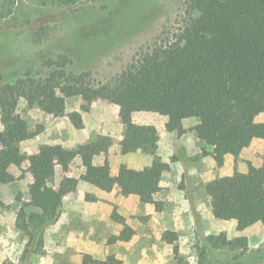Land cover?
Masks as SVG:
<instances>
[{
    "label": "trees",
    "instance_id": "trees-1",
    "mask_svg": "<svg viewBox=\"0 0 264 264\" xmlns=\"http://www.w3.org/2000/svg\"><path fill=\"white\" fill-rule=\"evenodd\" d=\"M31 1L70 6L80 0ZM15 6L16 0H0V19L10 16ZM72 65L73 60L63 53L46 59L44 66L49 73L41 80L27 72L5 81L0 70V114L4 125L0 132V183L14 181L9 169L24 160L22 141L43 130L41 126L32 131L27 119L18 112L22 98L28 106L58 115L66 110L69 99L89 97L94 87L92 71H74ZM95 91L101 99L120 102V112L127 120L119 142L122 152L141 150L151 154L153 162L141 171L121 164L113 177L109 158L106 156L102 164L94 163L89 144L72 148L51 144L32 155L33 195L26 201L17 197L19 209L15 222L16 228L28 236L25 254L44 248L45 227L57 219L63 197L76 191L80 181L105 191H111L117 184L128 192H136L142 202H152L160 210L161 202L154 200L161 190L160 179L165 168L158 154L160 136L155 125L132 120L139 105L146 104L166 115L169 129L185 116L195 118L197 122L188 130L200 139L213 138L214 147L209 153L216 161L226 154L237 159L254 138L264 139V119L241 118L244 107L264 114V0H185L184 17L174 38L155 44ZM82 109L87 111L86 106ZM68 117L74 127L83 128L82 111H71ZM94 143L107 154L113 139L99 138ZM75 158L80 159L83 173L79 177L61 176L56 182V167L67 171ZM204 190L212 197L211 206L221 219L235 218L240 229L259 221L264 227V158L257 167L250 164L247 172L207 181ZM85 198L99 200L92 193H87ZM47 210L56 214L51 222L44 217L43 211ZM125 230L132 231L129 227ZM175 237L173 231L164 233V239L170 243ZM213 240L210 236L209 241ZM247 244L243 237L214 241L215 246L231 250ZM83 264H122V260L110 261L86 254ZM177 264L190 263L178 259Z\"/></svg>",
    "mask_w": 264,
    "mask_h": 264
},
{
    "label": "rangeland",
    "instance_id": "rangeland-1",
    "mask_svg": "<svg viewBox=\"0 0 264 264\" xmlns=\"http://www.w3.org/2000/svg\"><path fill=\"white\" fill-rule=\"evenodd\" d=\"M184 13L185 0H80L70 6L44 5L31 0H16L12 14L0 19V70L5 75V81L12 80L16 74L23 76L27 72L41 80L49 73V69L44 66V61L63 53L73 60L74 71H92L94 83L86 100L79 96L69 99L66 110L58 115L44 113L38 106H28L24 98L20 100L18 112L27 119L32 131L41 126L44 130L48 123L57 120L52 123L57 124L49 133H57L61 137L68 134L64 136V141L72 144L75 137L71 136L72 133L66 127L69 122L73 124L68 117L69 112L89 111L101 99L95 91L98 85L121 73L130 62L149 51L155 44L173 39L181 25ZM109 102L120 104L118 101ZM83 106L87 107V111L82 109ZM142 107L163 114L142 104L138 106L140 121L148 120L141 117ZM241 118L246 121H260L264 119V114H256L252 109L244 107ZM88 119L100 124L105 120V112L89 111ZM121 119L127 122L123 115ZM193 120L195 118L185 116L175 123L172 129H169L166 123V128L169 132L178 131L182 134L192 125L188 128L184 126L192 124ZM3 126L0 114V132ZM37 135L26 139L21 145L23 162L10 166L9 170L15 177L14 181L0 183V264L5 261L18 264H83L87 254L86 223L76 226L78 234L85 233L82 236L80 234L81 237L76 235L77 239H75L72 236L70 243L66 239L63 240L65 243L63 248L66 250L63 254L55 250L56 245L46 231L50 223L45 227L44 248L39 252L25 254L28 236L17 229L15 224L19 209L17 197L20 196L19 198L23 201L32 197L30 157L37 154L35 151L51 145L49 143L41 145L43 140L36 139ZM106 137L109 136L93 135L90 148L99 152L94 140ZM258 140L260 143H255L251 151L252 161L258 160L257 154L264 158V139ZM202 141L205 147L213 145L211 136L205 137ZM206 150L207 148L204 152L208 153ZM80 162L78 159L73 161L69 169L63 173L69 171L70 175L79 177ZM246 170L247 167L245 172L248 171ZM188 183L189 189L198 192L199 188L194 186L192 179ZM154 200L158 201L156 197ZM43 214L49 222L56 215L51 210L43 211ZM127 227L132 231H126ZM133 232V228L125 225L120 235L108 233L106 248L118 240L130 238ZM173 232L176 237L170 245L168 257H165L160 264H177L178 259L186 260L190 264H233L237 260L240 264L264 262V241L260 242L262 238H258L256 242H249L245 238L247 247L241 246L231 250L214 245V241L228 239L221 234L217 236L212 233L197 232L196 238L191 241L188 240L189 236L180 238L178 232ZM183 233L187 235V232L183 231ZM210 236L214 238L211 242ZM114 258L110 255L108 260L111 261ZM138 262L150 264V259L146 256V258H140Z\"/></svg>",
    "mask_w": 264,
    "mask_h": 264
},
{
    "label": "crops",
    "instance_id": "crops-1",
    "mask_svg": "<svg viewBox=\"0 0 264 264\" xmlns=\"http://www.w3.org/2000/svg\"><path fill=\"white\" fill-rule=\"evenodd\" d=\"M120 107L117 102L100 99L89 111L105 112L104 122L100 124H97V121L91 122L88 119L89 111H87L82 113L83 128L76 129L70 122L66 124L67 129L72 133L71 136L75 137L72 144L64 141V136L68 134L61 137L57 133H49L57 124L52 123L57 120L48 123L46 129L38 134L36 139L43 140L41 145L61 144L72 148L83 143L90 145L92 136L96 134L109 136L113 139V144L108 148L107 154L103 151H93L94 163L102 164L107 156L113 177L118 174L121 164L141 171L152 164L153 156L141 150L131 153L122 152L119 142L124 136L126 122L121 119ZM143 107L141 117L148 120H138L140 107H137L133 112V121L139 124H153L157 127L160 135L158 154L165 163L160 179L161 190L155 195L156 199L162 203L160 210H156L152 202H142L136 192L128 193L117 184L111 191H105L88 182L80 181L76 191L69 192L63 197L57 219L51 222L46 230L56 245L55 250L63 254L66 251L63 248L64 239L70 243L72 236L77 239L76 235L81 237L85 234L80 233V236L76 230V226H81L83 223H86V253L94 258L106 260L111 255L121 259L122 264H139V259L146 256L150 259V264L163 262L164 258L168 257L172 244L164 239V233L168 230L178 232L180 238L189 236L188 240L191 241L199 232L217 236L221 234L228 239L243 237L249 242H256L258 238H262L260 242H263L264 227L260 221L240 229L235 218L221 219L211 206L212 197L204 190V184L217 176L245 172V168L247 167L248 170L250 164L255 167L261 165L263 161L261 155H256L258 159L256 161L251 159L253 145L260 143L259 138H254L250 146L244 148L237 159L232 154H226L221 161H216L209 153L213 150V145L205 147L203 139L189 130L182 134L178 131L169 132L166 128L168 121L166 115ZM196 122L195 119L192 124L184 127L188 128ZM25 141H22L21 145ZM38 143L41 142L38 141ZM206 148L208 153L204 152ZM77 159L80 160L75 158L74 161ZM80 164L81 174L84 167L81 162ZM61 174L72 176L69 171L63 173L62 168L57 166L56 182L61 178ZM191 179L194 186L199 188L198 192L189 189L188 181ZM87 193L96 195L99 200H87L85 198ZM125 225L134 229L130 238L118 240L106 248L108 233L120 235ZM183 231L187 232V235Z\"/></svg>",
    "mask_w": 264,
    "mask_h": 264
}]
</instances>
